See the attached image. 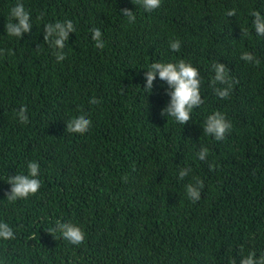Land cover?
<instances>
[{
    "label": "trees",
    "instance_id": "trees-1",
    "mask_svg": "<svg viewBox=\"0 0 264 264\" xmlns=\"http://www.w3.org/2000/svg\"><path fill=\"white\" fill-rule=\"evenodd\" d=\"M17 2L0 0V49L14 52L0 56V221L15 232L0 240V264H239L241 246L244 255L264 253V36L250 14L264 15V0H161L152 12L135 0H19L33 25L22 38L6 31ZM65 20L76 31L57 62L44 28ZM244 51L260 64L242 60ZM178 59L202 78L204 103L185 125L161 114L171 97L158 75L143 90L152 63ZM216 62L238 81L228 99L209 86ZM93 96L101 103L91 105ZM22 106L26 125L16 118ZM215 111L233 125L223 141L204 134ZM84 113L90 131L68 133L67 122ZM29 161L40 165L42 187L10 202L5 178L27 175ZM184 167L191 171L179 180ZM193 177L204 180L196 203L185 193ZM57 220L81 226L84 243L50 231Z\"/></svg>",
    "mask_w": 264,
    "mask_h": 264
},
{
    "label": "clouds",
    "instance_id": "clouds-1",
    "mask_svg": "<svg viewBox=\"0 0 264 264\" xmlns=\"http://www.w3.org/2000/svg\"><path fill=\"white\" fill-rule=\"evenodd\" d=\"M135 4L141 5L145 11L152 12L161 6V0H135ZM123 16L128 18V22L134 23L136 20L135 12L129 9H123ZM226 16H236V9H230ZM253 19V27L258 36H264V15L257 10L251 13ZM43 14H41V17ZM40 18V17H38ZM31 13L26 10L22 2H18L11 7L9 16L7 17L6 31L10 37L22 38L25 33L31 32ZM75 26L71 20L57 21L55 23H47L44 28V42L53 49L57 62L66 59L67 54L64 52L66 42L69 40V34L75 32ZM92 39L95 41L94 47L103 50L105 42L102 39V32L99 28L93 27L90 29ZM243 35H247V31H243ZM170 49L174 52H179L181 42L179 40H172L169 43ZM14 55L11 49H0V56ZM241 59L254 63L256 66L260 64L259 59L252 52L244 51L241 54ZM212 70L214 76L211 77L210 87L214 94L221 99H228L235 83H238L230 76V70L223 63H213ZM159 79L167 84L166 94L171 97L170 103L162 110V115L171 117L178 124L185 125L192 119V112L195 108H199L204 100L201 96L202 78L200 71L189 60L178 59L175 62H154L148 71L145 73L146 86L143 88L144 92L150 93L153 89V82ZM89 103L91 105H98L101 103L100 99L93 96ZM28 109L22 106L16 111V118L21 124L29 123L27 115ZM92 120L87 113L74 116L67 122V132L71 134L84 135L88 133L92 127ZM232 123L227 119L226 115L220 111H215L208 115L203 124L204 134L213 136L216 141H223L226 135L232 130ZM209 155V148L201 147L197 153L199 160L204 161ZM210 170H215L214 163L209 164ZM28 174H16L15 176L6 177L7 183L11 186L10 191L6 194L10 202L17 199H27L29 196L36 195L41 187L42 182L37 177L40 173V165L37 161H29L27 164ZM191 171L189 167L180 168L178 179L183 180ZM204 187V180L199 177H193V181L185 185V193L187 198L196 203L201 198V190ZM52 232H60L62 237L68 240L71 244L79 246L86 240V233L79 225L72 223H62L56 221L54 228L50 229ZM15 239V232L13 228L4 221H0V240L10 241ZM241 257L239 264H264V253L257 257L255 251L243 254V246H241ZM229 264H237L235 259H230Z\"/></svg>",
    "mask_w": 264,
    "mask_h": 264
}]
</instances>
